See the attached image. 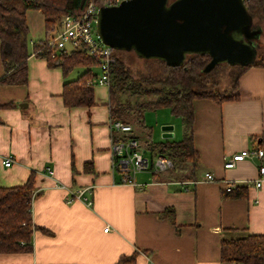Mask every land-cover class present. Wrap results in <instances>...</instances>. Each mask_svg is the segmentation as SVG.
<instances>
[{"label": "crops", "instance_id": "obj_1", "mask_svg": "<svg viewBox=\"0 0 264 264\" xmlns=\"http://www.w3.org/2000/svg\"><path fill=\"white\" fill-rule=\"evenodd\" d=\"M26 24L29 44L42 42V13L28 11ZM27 75L26 85H0V188L22 187L33 174L36 230L30 253L1 254L0 264H115L134 253V264H222V239L264 236V182L259 189L251 184L264 158L224 169L241 151H264L263 68L250 67L239 77L237 101L193 102L197 179L138 173L126 184L110 153L108 88L93 87L90 108H66L60 68L29 57ZM7 156L9 168L2 165ZM206 173L214 180H205ZM229 182L247 186L246 196L224 198ZM62 187L91 188V206L66 203Z\"/></svg>", "mask_w": 264, "mask_h": 264}, {"label": "trees", "instance_id": "obj_2", "mask_svg": "<svg viewBox=\"0 0 264 264\" xmlns=\"http://www.w3.org/2000/svg\"><path fill=\"white\" fill-rule=\"evenodd\" d=\"M90 0H0V61L4 71L1 86L26 85L28 82L27 59L37 50L42 51L39 59H45L49 67H58L64 79L62 100L66 108H90L94 105L93 86L97 61L83 52H59L55 60L49 59V51L42 42L29 44L26 24L28 11H40L44 17L45 37L59 18L64 15L78 16ZM172 1V0H170ZM244 4L252 19L255 32L251 42L257 50V58L251 66L232 67L218 65L209 72L204 68L210 58L206 55L187 56L181 67H168L163 62L143 60L132 51L112 50L113 63L110 68L108 87V113L111 123L118 122L132 129L143 126V116L148 110L169 109L182 120L183 138L179 141L166 140L158 144L146 143L151 159L157 155L167 157L172 168L189 167L188 174L175 180L197 179L198 155L193 147V102L210 100L218 105L239 100L238 80L250 67L264 69V0H245ZM103 5L96 2V7ZM44 37V39H45ZM43 39V40H44ZM133 55L146 64L145 68L133 67L124 57ZM78 69L82 72L73 80L69 75ZM122 96H125L122 98ZM112 142L119 139L113 132ZM150 141V140H148ZM139 143V148H142ZM169 169L170 175L172 170ZM163 173H151L158 177ZM247 186H233L222 192L224 198L237 199L246 196ZM34 194V176L31 174L22 187L0 188V255L23 254L32 251V235L36 230L31 219V202ZM172 211L169 210L168 214ZM172 219V218H171ZM137 254L121 257L115 264H134ZM222 264H264V236L222 239L220 242Z\"/></svg>", "mask_w": 264, "mask_h": 264}, {"label": "water", "instance_id": "obj_3", "mask_svg": "<svg viewBox=\"0 0 264 264\" xmlns=\"http://www.w3.org/2000/svg\"><path fill=\"white\" fill-rule=\"evenodd\" d=\"M95 32L111 50L168 67H181L192 55L210 58L205 72L223 64L251 66L257 58L243 0H125L98 9ZM161 130L163 139L173 137L172 126Z\"/></svg>", "mask_w": 264, "mask_h": 264}, {"label": "built area", "instance_id": "obj_4", "mask_svg": "<svg viewBox=\"0 0 264 264\" xmlns=\"http://www.w3.org/2000/svg\"><path fill=\"white\" fill-rule=\"evenodd\" d=\"M99 0H90L84 11L78 16L64 15L61 17L53 29L48 32L43 45L50 52L48 55L50 60H55L57 54L61 52H83L87 56L94 58L98 63L99 75L96 76L90 84L95 86L109 87L110 68L113 63L112 50L102 44L95 32L96 14L101 7L118 6L125 0H100L103 5L96 7ZM245 1V0H243ZM42 51H34L31 57H41ZM45 60V59H44ZM111 133H118L120 137L126 138L125 141L119 139L112 142L110 153L113 159L115 171L122 174L121 181L123 184L133 183L134 176L138 173H164L172 168L171 161L162 155H157L153 160L148 159L142 154L139 143L132 138V129L128 125H122L118 122L111 123ZM112 136V135H111ZM264 151L260 148L253 150H244L232 156L224 164V169H233L235 164L248 159L262 160ZM13 160L10 156L2 159V165L5 168L12 166ZM48 175L52 176V171L47 169ZM259 177L251 183L255 188L259 189L264 182V165L258 168ZM207 181H213L214 178L209 173L204 175ZM234 185L227 183L226 191H229ZM65 201L70 204L73 201H80L86 206H91V200L88 196L91 194V188H82L76 192H71L64 187ZM108 229H104L107 232Z\"/></svg>", "mask_w": 264, "mask_h": 264}, {"label": "rangeland", "instance_id": "obj_5", "mask_svg": "<svg viewBox=\"0 0 264 264\" xmlns=\"http://www.w3.org/2000/svg\"><path fill=\"white\" fill-rule=\"evenodd\" d=\"M61 17L59 18L58 21H60ZM124 59H126L134 68L138 67L139 69H143L146 66L144 62L136 59L131 54L126 55ZM81 72H82V69L75 70L70 74L71 75L70 77H72L73 79L77 78V76H79ZM93 73L96 76H98L100 71L98 70V68H94ZM124 97L125 96H122V98ZM165 126L173 127L174 136L171 139H163L162 137L163 132L161 129L162 127H165ZM134 134L138 136V139H139L138 143H140L141 146H143L141 148L142 154L148 159H151L152 153L151 151L147 149V147H145L146 143L158 144L166 140H172V141L177 142L183 138L182 135L184 134V128L182 125V120L178 117L173 116L170 113L169 109L148 110L144 113V116H143V126H140V127L135 126ZM186 167L187 166H184V167L175 166L174 168H172V170H170L171 174L174 175L175 178L182 176V171H184Z\"/></svg>", "mask_w": 264, "mask_h": 264}]
</instances>
